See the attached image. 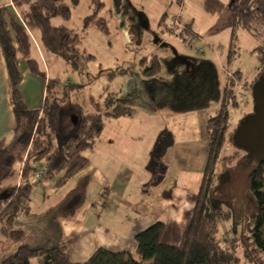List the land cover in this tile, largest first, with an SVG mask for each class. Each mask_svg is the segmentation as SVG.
Here are the masks:
<instances>
[{
    "label": "trees",
    "instance_id": "obj_1",
    "mask_svg": "<svg viewBox=\"0 0 264 264\" xmlns=\"http://www.w3.org/2000/svg\"><path fill=\"white\" fill-rule=\"evenodd\" d=\"M12 1L19 16L8 15L6 7L0 8V43L12 84L11 99L15 116L13 133L17 136L11 143H8L7 138L0 141V241L2 239L9 243L8 248H6L7 246L2 248V254L6 249L10 248L11 250V243L21 240H24V243L18 245L7 255L4 254L5 256L0 259V264H32V259H38V264H264V157L253 164L248 175L250 196H248V203L244 202V206L247 208L248 205L253 218V227L250 228L249 235L250 242L245 243L242 236L233 237L232 240L236 246L231 248L230 246L225 247L217 238L220 224L229 222L232 217V210L225 205L223 199L215 202L214 185H216L215 164L223 144L224 129L228 125V107L236 106L238 103L235 79L224 86L217 113L207 121L206 128L210 139L208 160L200 188L191 195L194 202L191 221L178 245L163 242L166 224L157 221L135 235L136 250L134 253L126 250L112 251L100 247L84 262L72 261L68 252V244L61 235L60 219L74 215L81 200L71 209H67L66 204L73 195L79 192L78 189L65 198L56 209H52L60 210V214L53 217L56 219L58 239H53L52 236L47 237L44 234L40 239L42 244L28 242L27 230L23 227H16V221L21 215L28 214L30 210L29 203L36 183L32 184L28 179L32 175L31 172L35 170L34 163L44 160L43 178L50 179L60 173V180L55 187L62 186L68 178L87 165L88 159L85 152L94 146L105 128L106 121L103 114L95 111L89 112L81 104L72 100H63L58 96L59 93L57 95V92L52 91L50 89L52 78H47L46 71L40 69L37 60L31 56V49L36 39L33 33L39 30L41 33L40 43L45 50L62 56L73 64L77 63L78 49L73 45L72 33L64 27L53 26L51 22V19L56 16L69 18L70 7L63 2L64 0ZM94 1L97 2V0ZM72 2L76 4L79 0H72ZM231 5L228 7L222 0H204V8L220 16L221 28L242 27L256 36L258 31L255 24L264 27V0H235V3ZM103 6L104 4L98 1V7ZM95 18L96 16H92L87 21H92ZM103 21L105 22L104 19L102 21L98 19L96 22L103 30L107 31V25ZM187 25L192 26V23ZM260 47H263V44L258 46L255 51L261 53L259 54L261 66L259 71L253 75V79L250 81L251 85L259 80L264 72H262L264 50H260ZM20 58L27 60L34 74L47 79L45 99L40 107L28 108L22 100L18 89L22 78L19 69ZM228 58L229 62L232 58V51ZM150 63L151 65L146 66L142 72L151 77L159 73L161 62L157 56H154ZM203 66L199 64L197 68L202 70L198 74L202 84L193 85L192 88L205 90L207 83L209 89V84L212 82L213 92L216 95L217 82L214 84V75L212 74L211 77L210 74L209 81L204 82L208 78ZM114 71L111 70L110 74L124 72L121 69ZM214 72L215 70L212 73ZM236 72L238 80L243 79L242 73ZM187 88L191 95L199 101L203 97L205 98L202 92L195 93L188 84H185L184 89ZM225 96L227 102L224 108ZM166 106L171 107L170 104ZM194 106L195 103H186L178 104L175 108L185 111L195 108ZM133 112V108L122 106L107 114L122 116L131 115ZM73 114L78 115L79 120L76 124L71 118ZM35 129L36 134L37 132L39 135L43 133L48 137L49 144L47 146L43 145V142L38 138H33ZM48 129L50 132L47 131ZM53 135L57 141L55 150H52L53 139L51 136ZM29 145H31L29 158H32L33 161L26 162L22 174H20L18 167H20L23 153ZM224 206L226 207L224 208ZM52 210L45 214L48 215ZM240 223L243 230L249 224H246L245 221ZM37 240L39 239L36 238L34 242ZM238 240L242 241L240 245ZM241 245L248 250L249 247H252L260 252L262 259H256L254 251L252 255L250 253L253 256L251 258L245 252L242 256L240 254Z\"/></svg>",
    "mask_w": 264,
    "mask_h": 264
},
{
    "label": "rangeland",
    "instance_id": "obj_2",
    "mask_svg": "<svg viewBox=\"0 0 264 264\" xmlns=\"http://www.w3.org/2000/svg\"><path fill=\"white\" fill-rule=\"evenodd\" d=\"M98 1L102 2L104 6L98 7ZM222 1L228 7L235 3V0ZM63 2L71 9L70 17L56 16L51 19V22L53 26L64 27L72 33L73 45L78 49L79 58L78 61L75 59L77 63L73 64L64 57L47 50V54H42V59L39 57L40 67L43 69L46 67L48 77L52 78L50 89L57 92V95L59 93L58 96L63 100H72L81 104L89 112L95 111L103 114L106 121L104 129L106 130L129 128L130 137L128 140H137L139 133L148 127L152 131H149V134L145 135L143 143L141 142L145 147L156 134L160 122L163 125H169L170 116L182 114H177L178 110L175 106H178V102L174 99L170 101L172 110L166 108L157 112L156 115L153 112L166 106L164 102H159L164 99L160 96L162 88L158 85L163 74L157 73L153 77H148L142 72L146 66L151 65L150 62L154 56L159 58L164 69L175 68V72L180 71L185 56L209 60L208 64L205 63V72L208 78L206 81L208 82L210 74L211 77L213 74L214 84L217 82L215 90L219 83L223 86L235 79L238 103L236 106L228 107V125L224 129L223 144L215 164L216 185L213 181L215 202L223 199L225 205L232 210V217L229 222L220 224L217 238L225 247L230 246L231 248L236 246L233 243V237L242 236L245 243H249L253 218L248 205L247 208L244 206V202L248 203V196H250L248 188L249 165L251 162H256L257 156L264 154V132L255 137L254 135L258 133V129H256L251 137L242 143L234 138L240 121L255 111L250 81L261 66L259 56L261 53L255 49L263 44V47L259 49L264 50V27L255 24L258 31L257 37L242 27L221 28L220 16L207 11L204 8V0H97V2L79 0L76 4L72 0ZM10 7L13 9L12 6ZM92 16H96V18L87 21ZM98 19L105 20L103 22L107 25V31L98 25L96 22ZM188 23H192V26L187 25ZM34 32L36 35L38 34L37 31ZM197 34L201 39H197ZM39 44L40 39L38 38L35 46L37 45L40 49ZM231 51L232 58L228 62ZM119 69L124 72H116ZM185 69L186 77L189 80L191 77L200 78L196 67H185ZM111 70H115L116 73L110 74ZM214 70L215 72L212 73ZM236 71L242 73L243 79L238 80ZM201 82L200 79L198 83L202 84ZM169 84L172 85V83ZM170 90L172 89L166 90L168 97L171 94ZM218 99L215 100L214 106L221 103L222 96ZM152 100L158 101L157 104H154ZM198 101L194 100V107L199 105ZM208 101L210 102L209 99ZM226 102L225 96L224 108ZM122 106L133 108V114L128 116L107 114ZM206 107L202 109L210 114L215 113L216 109L209 110L211 107ZM193 115L194 113L182 116V121L186 118H193ZM123 117L126 119H122ZM185 121H189V119ZM188 123L185 127L188 126ZM47 131L50 132L49 129ZM34 134L33 138L41 140L43 145L49 144L46 135L43 133L39 135L38 132L36 134V129ZM155 136L157 137L158 134ZM16 137L13 133L11 138H7L8 143L14 141ZM51 137L53 139L52 150H55L57 141L54 135ZM30 148L31 145L23 153L20 166L23 161H33L32 158H29ZM37 166L44 167V160L34 163L35 170ZM35 170L31 172L32 175L28 179L32 184L36 183L33 179ZM18 171L20 173V167H18ZM59 177L60 173L49 179L55 191L70 189V180L62 186L55 187L60 180ZM41 179L43 181L46 178L42 176ZM42 181L33 187V194L41 199L44 196L42 193L47 190L43 191ZM57 214H60V210H52L48 215L23 214L16 221V227H23L27 230L28 242L31 244H42L40 239L44 234L47 237L52 236L53 239H58L56 219L53 218ZM241 221L249 223V228L247 225L243 230ZM36 238L39 240L34 242ZM238 242L240 245L242 241L238 240ZM22 243L24 240L11 243V250L10 248L6 249L4 254L7 255ZM3 247L8 248L9 243L0 241V259L5 256L2 254ZM249 250L242 246L240 254L243 256L244 252L248 253L251 258L254 251L255 258L262 259L260 252L252 247H249ZM31 262L38 264V259H32Z\"/></svg>",
    "mask_w": 264,
    "mask_h": 264
},
{
    "label": "crops",
    "instance_id": "obj_3",
    "mask_svg": "<svg viewBox=\"0 0 264 264\" xmlns=\"http://www.w3.org/2000/svg\"><path fill=\"white\" fill-rule=\"evenodd\" d=\"M4 7L7 8L8 15L19 16L12 0H0V8ZM36 31L38 34H33L38 40L41 33ZM36 39L31 56L38 62L39 57L42 59V54L47 52L41 43L40 49L35 46ZM197 39H201L198 34ZM183 60L178 72H175V68L164 69V65H161L158 74H163V78L158 85L162 88L160 96L164 99L159 102L167 105L174 99L179 105L195 103L194 100L198 99L191 95L188 88L184 89V85L189 83V88L195 93L202 92L205 95V98L198 101V107L178 110L177 114H182L170 116L169 125L160 122L156 131L158 136L155 134L145 147L142 146L145 135L152 131L148 127L139 133L137 140H128L129 128L103 129L94 146L85 152L87 165L66 181L67 183L70 180L73 187L55 191L51 181L45 179L42 181V189L47 190L42 193L43 198L32 194L29 213L43 215L56 209L72 192L79 190L77 193L82 199L74 215L60 219L61 235L68 244L72 261L84 262L100 247L134 253L135 235L157 221L166 224L163 242L173 245L180 243L193 213L194 202L191 195L200 188L208 160L207 121L217 113L219 104L214 106L215 100L221 98L225 86L219 83L216 95L213 92L214 87L211 89V83L209 89L207 83L205 90L192 88L193 85L199 84L200 78L191 77L189 80L185 67L197 69L199 64H202L205 68V63L210 61L189 56H185ZM38 65L40 67L39 63ZM19 69L22 78L18 89L22 100L28 108L40 107L45 99L47 79L34 74L25 58H20ZM40 69L46 73L48 71L46 67ZM155 85L157 86V82ZM167 89H172L169 97L166 96ZM11 98L12 84L0 43V141L11 138L14 132L15 116ZM152 102L157 104L158 101ZM204 107H211L209 110L216 111L210 114L202 109ZM166 108L172 110L171 107L165 106L152 111L156 115ZM192 113L193 118L182 121V116ZM186 123L188 126L185 127ZM161 141L164 144L162 148ZM160 148L161 155L157 158Z\"/></svg>",
    "mask_w": 264,
    "mask_h": 264
},
{
    "label": "water",
    "instance_id": "obj_4",
    "mask_svg": "<svg viewBox=\"0 0 264 264\" xmlns=\"http://www.w3.org/2000/svg\"><path fill=\"white\" fill-rule=\"evenodd\" d=\"M264 76L262 77V80L259 81L260 83H257L255 87L253 88V95H255L256 103H255V112L253 114L247 115L244 120L240 123V127L238 128L236 134H235V140L242 143L247 141L254 130L258 129V133H256L254 136L258 137L260 134L264 132ZM262 82V83H261ZM72 121L74 124L78 122V115L73 114L72 115ZM257 141V140H256ZM164 144L162 141L160 142V147L162 148ZM161 148L159 150V153L157 154V158L161 155ZM254 157V156H253ZM264 157V154L259 155L256 157V162L259 161L261 158ZM81 200V195L79 193L73 195L70 200L66 204L67 209H71L74 206H76Z\"/></svg>",
    "mask_w": 264,
    "mask_h": 264
},
{
    "label": "built area",
    "instance_id": "obj_5",
    "mask_svg": "<svg viewBox=\"0 0 264 264\" xmlns=\"http://www.w3.org/2000/svg\"><path fill=\"white\" fill-rule=\"evenodd\" d=\"M246 81L248 80V79H245ZM25 164H26V162H22L21 163V166H20V173H22V170H23V168H24V166H25ZM43 172H44V167L42 166V167H38L37 166V169L35 170V172H34V177H33V179H34V181L36 182V183H40L41 181H42V176H43ZM29 181V180H28Z\"/></svg>",
    "mask_w": 264,
    "mask_h": 264
},
{
    "label": "flooded vegetation",
    "instance_id": "obj_6",
    "mask_svg": "<svg viewBox=\"0 0 264 264\" xmlns=\"http://www.w3.org/2000/svg\"><path fill=\"white\" fill-rule=\"evenodd\" d=\"M264 76V72H263V74L261 75V77L259 78V80H257L253 85H252V92H253V88L255 87V85H257V83H260L259 81H261L262 80V77ZM262 82H264V80L262 81ZM261 82V83H262ZM253 94V93H252ZM253 104H254V109H255V103H256V98H255V95H253ZM255 112V111H254ZM246 117V116H245ZM244 120V119H243ZM243 120H241L240 121V123L243 121ZM240 123H239V125H240ZM238 128H239V126H238ZM238 128H237V130H238ZM253 164H254V162H251V164L249 165L250 166V168L251 167H253Z\"/></svg>",
    "mask_w": 264,
    "mask_h": 264
}]
</instances>
